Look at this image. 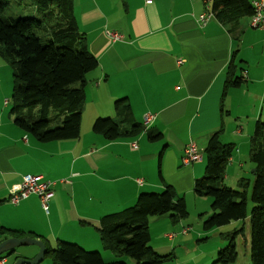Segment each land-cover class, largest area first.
<instances>
[{"label":"crops","instance_id":"crops-1","mask_svg":"<svg viewBox=\"0 0 264 264\" xmlns=\"http://www.w3.org/2000/svg\"><path fill=\"white\" fill-rule=\"evenodd\" d=\"M211 8L212 0H74L79 30L99 62L87 75L78 139L41 143L14 123L10 82L6 85L10 69L0 58V227L41 240L50 249L66 241L99 250L103 246L95 227L102 217L133 207L141 194L163 192L166 185L183 197L187 211L196 205L203 220L211 200L196 195L194 186L205 175L207 144L221 129V141L235 147L225 180L251 181L250 138L256 123L264 122V30L251 28L248 17L231 30L215 16L201 27L200 15ZM106 30L123 39L112 41ZM232 61L243 82L223 97ZM123 98L142 130L115 141L94 133L96 120L115 118L114 103ZM147 116L152 119L145 126ZM191 141L202 159L186 164ZM26 174L54 182L48 214L36 195L9 202L10 189ZM229 225L233 232L244 228L238 239L250 246L248 223ZM188 228L169 215L152 218L150 246L159 255H174L177 247L190 244L196 248L204 233H192L195 240ZM27 250L16 248L0 264L39 253L37 246ZM105 251L104 260L115 259ZM180 260L176 255V264Z\"/></svg>","mask_w":264,"mask_h":264},{"label":"trees","instance_id":"trees-1","mask_svg":"<svg viewBox=\"0 0 264 264\" xmlns=\"http://www.w3.org/2000/svg\"><path fill=\"white\" fill-rule=\"evenodd\" d=\"M16 4L32 9L34 16L16 17L8 13L11 0H0V58L14 70L10 98L14 123L41 143L78 139L87 75L98 69L99 62L79 30L74 0H16ZM211 11L229 30L254 13L251 0H212ZM235 70L232 61L223 97L229 88L239 87L243 82L235 76ZM114 108L116 117L96 120L94 133L115 141L142 130L133 120L127 98L117 100ZM221 131L214 133L207 144L205 175L194 186L196 195L213 199V214L204 221L203 228L210 231L232 222H247L250 262L264 264V122L256 123L250 138L249 160L255 169L251 194L248 179H240L237 189L223 184L235 147L221 141ZM165 215L175 221L188 217L185 200L170 185L160 193L141 194L133 207L102 217L97 230L103 249L118 257L129 256L137 264L173 261V254L159 255L150 246V220ZM244 234L241 228L223 237L227 246L220 250L216 264L237 261V239ZM25 236L0 227V242ZM46 258L53 264H124L106 263L99 252H88L65 242H59L54 249L47 247Z\"/></svg>","mask_w":264,"mask_h":264},{"label":"rangeland","instance_id":"rangeland-1","mask_svg":"<svg viewBox=\"0 0 264 264\" xmlns=\"http://www.w3.org/2000/svg\"><path fill=\"white\" fill-rule=\"evenodd\" d=\"M8 13L13 14L16 17H33L34 16L32 9H23L22 7H20L16 4V0H11V5L8 9ZM0 61H2V60H0ZM6 65L10 69L9 74L6 77V85L9 84V82H10V93L9 94L11 97L12 90H13L14 70L9 65V63L6 62ZM6 90H7V86H6ZM10 97L8 98L9 100H10ZM9 107L11 108V105ZM9 107H8V109H9ZM248 176H250L249 179H251V187L249 189V191H250L249 194H251L252 188L254 185V178H252L251 175H248ZM223 184L225 186L231 188V189H237L236 183H234V182H228L225 180ZM207 198L211 200V207H210L208 213L203 216V220L201 219L202 217L198 216V213L196 212L198 209H197L196 205H194L193 203H191V205H189V207H188L189 208L188 209L189 210L188 211V217L183 219V221L185 222V225L189 226L188 229H190L189 230L190 234L200 231L201 233H204V237L198 242V246L196 248H192L191 244H190L188 246L185 245V247H177L175 249V251H174L175 252L174 253L175 259H176V255L179 256L181 258V260H180L181 264H216L215 262L217 261V257H218L220 250L225 249L227 246V242L224 241L223 237L226 234H228L229 232H233L232 230L234 229V227H231L229 224L225 225V226L214 228L210 231L204 230V228H203L204 221L213 214V210H212L213 209L212 208L213 199L211 197H207ZM251 208H252V204H251V201L249 200V209H251ZM150 222H151V220H150ZM98 226L95 227L96 230H97ZM235 228H238V226H236ZM92 229L94 230V228H92ZM157 230L159 232V228ZM97 232H98V230H97ZM97 235H98L99 240H100L99 232ZM247 237H248V235H247ZM190 238L195 239V240L199 239L194 234L190 235ZM238 240H239L238 245H237L238 264H251L250 260H249L250 246H247L245 248L243 244H240L241 238H239ZM62 242L71 243V242H66V241H62ZM100 242H101V240H100ZM71 244H76V245L80 246L78 243H71ZM219 245L222 249H218ZM29 247H31V246L21 245V246L17 247V250L28 251L27 249H29ZM91 248L92 249H88V250L85 249V250L88 252H99L101 255L104 256L103 252L105 250L101 246L99 247V248H101L99 250L93 249V247H91ZM105 252L110 254V252H108V251H105ZM111 255H113V254H111ZM200 256H204V258L200 257ZM113 257L115 259H113L112 261L111 260L108 261L107 259H105L106 261L105 260L104 261L105 262H120V263H124V264H137V261L135 259L129 257V256L118 257V256L113 255ZM51 262H52L51 259L47 258L43 262H41L40 264H49ZM176 263H177V261H174V262L171 261V262H168L165 264H176Z\"/></svg>","mask_w":264,"mask_h":264},{"label":"built area","instance_id":"built-area-1","mask_svg":"<svg viewBox=\"0 0 264 264\" xmlns=\"http://www.w3.org/2000/svg\"><path fill=\"white\" fill-rule=\"evenodd\" d=\"M146 2L149 3L151 0H146ZM251 5L254 9V13L250 17V27L253 29L264 30V0H251ZM212 18H214L213 13L206 11L200 15L198 24L201 27H204ZM105 33L112 41H119L123 39V36L115 31L106 30ZM151 119L152 116H147L144 125H148ZM201 159L202 157L199 153L198 146L195 142L191 141L185 148L184 162L186 164H190L201 161ZM53 186L54 182L45 181L42 176L26 174L22 177L20 184L15 185L10 189L9 202L12 204H19L30 195H36L40 200L43 210L48 214L50 201L54 197V191L52 190ZM187 231L188 230L185 229L184 234H186Z\"/></svg>","mask_w":264,"mask_h":264},{"label":"water","instance_id":"water-1","mask_svg":"<svg viewBox=\"0 0 264 264\" xmlns=\"http://www.w3.org/2000/svg\"><path fill=\"white\" fill-rule=\"evenodd\" d=\"M255 172V169H252V173ZM21 245H28V246H37L39 247V253L33 259H25L19 258L15 261L14 264H40L45 260L47 248L46 245L38 239H34L32 237H25V238H16L12 237L9 239H5L0 242V257L3 255H12V251H14L17 247Z\"/></svg>","mask_w":264,"mask_h":264}]
</instances>
